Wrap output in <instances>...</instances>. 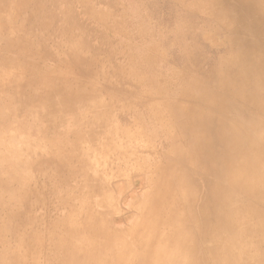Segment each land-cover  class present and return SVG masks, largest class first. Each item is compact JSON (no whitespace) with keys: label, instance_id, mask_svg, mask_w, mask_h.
Returning <instances> with one entry per match:
<instances>
[{"label":"rangeland","instance_id":"rangeland-1","mask_svg":"<svg viewBox=\"0 0 264 264\" xmlns=\"http://www.w3.org/2000/svg\"><path fill=\"white\" fill-rule=\"evenodd\" d=\"M202 3L214 0H0V264L11 251L27 264L38 253L53 257L57 223L73 218V204L77 220L84 218L89 196L102 204L101 234L133 228L156 177L147 159L166 148L144 134L123 135L139 133L151 110L207 104L245 140L260 124L264 130L263 89L256 101V85L240 83L246 63L260 59L264 0H227L214 18ZM58 88L74 95L76 106L58 101ZM81 102L91 108L82 110ZM258 154L264 160V150ZM217 178L201 171L191 178L202 202L208 184L233 190ZM239 193L244 204L262 207ZM18 234L41 235L43 244L21 247Z\"/></svg>","mask_w":264,"mask_h":264},{"label":"bare ground","instance_id":"bare-ground-1","mask_svg":"<svg viewBox=\"0 0 264 264\" xmlns=\"http://www.w3.org/2000/svg\"><path fill=\"white\" fill-rule=\"evenodd\" d=\"M258 47L260 59L256 66L246 63V72L240 79L242 87L256 85V101L262 99L259 88L264 91V69L261 67L264 45ZM242 59L239 56L234 64ZM55 95L68 107L76 106L74 95L59 88ZM203 95L204 92L199 93L203 102L209 99ZM79 105L82 110L91 108L82 102ZM168 107L163 111L151 110L147 124L141 125L139 133L123 135L129 139L144 134L146 142L156 145L158 142L160 148H166L161 157L152 150L151 158L147 159L156 177L151 178L149 196L137 204V208L143 207V210L133 228L119 234L114 230L109 235L101 234L100 230L106 226L97 220L96 211L102 204H94L89 196L88 202L83 200L81 204L88 205L83 208L87 209L84 218L77 220V204H73L70 208L73 218L57 223V232L51 236L53 257L38 253L32 256L30 264H41V259L57 261L55 264H264V160L258 154L264 150L263 126L260 124V131L245 140L237 126L207 104ZM146 132L151 136L145 135ZM77 134L82 136L83 132ZM116 135L110 136L111 142ZM92 151L88 149L84 153ZM120 158L117 161H122ZM84 165L88 168L91 162L86 161ZM198 171L217 176L218 182L234 191L208 184L209 200L202 202L199 187L191 179ZM86 190L94 189L87 187ZM239 192L257 198L262 207L244 204L243 194ZM10 219L12 223L16 220L12 216ZM30 222L36 225L38 217ZM5 234L9 236L6 231ZM16 239L21 247L43 244L41 235L18 234ZM196 248L201 249V253ZM2 264H27V256L4 252Z\"/></svg>","mask_w":264,"mask_h":264},{"label":"clouds","instance_id":"clouds-1","mask_svg":"<svg viewBox=\"0 0 264 264\" xmlns=\"http://www.w3.org/2000/svg\"><path fill=\"white\" fill-rule=\"evenodd\" d=\"M226 3L227 0H223V4L221 3V0H214V3H202L200 7L204 10L205 15L214 18L222 16V13L226 8Z\"/></svg>","mask_w":264,"mask_h":264},{"label":"crops","instance_id":"crops-1","mask_svg":"<svg viewBox=\"0 0 264 264\" xmlns=\"http://www.w3.org/2000/svg\"><path fill=\"white\" fill-rule=\"evenodd\" d=\"M133 187V186H132ZM130 199H132L131 197H129ZM127 206V205H126ZM123 208H125L127 211H129L128 210V207H123ZM132 212V211H131ZM133 214L135 215V213L133 212ZM134 215H133V217H134ZM133 217L132 218H129V220H131V219H133Z\"/></svg>","mask_w":264,"mask_h":264}]
</instances>
